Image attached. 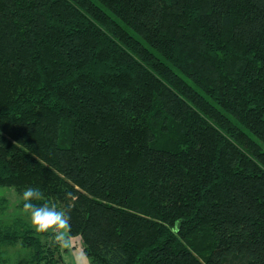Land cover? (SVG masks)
<instances>
[{"label": "trees", "instance_id": "trees-1", "mask_svg": "<svg viewBox=\"0 0 264 264\" xmlns=\"http://www.w3.org/2000/svg\"><path fill=\"white\" fill-rule=\"evenodd\" d=\"M0 187L89 264H264V0H0Z\"/></svg>", "mask_w": 264, "mask_h": 264}, {"label": "rangeland", "instance_id": "rangeland-1", "mask_svg": "<svg viewBox=\"0 0 264 264\" xmlns=\"http://www.w3.org/2000/svg\"><path fill=\"white\" fill-rule=\"evenodd\" d=\"M22 203V197L13 189L0 187V228L16 224L22 226V229L33 226L30 220V211L25 210L21 206ZM49 232L53 234L51 231ZM41 240L43 243L44 239ZM49 241L57 243L56 247L62 264H89L83 254L80 237L71 238L68 236L67 246L61 245V247L56 240L49 238ZM30 256V249L22 247L19 243L11 246L0 245V264H29Z\"/></svg>", "mask_w": 264, "mask_h": 264}, {"label": "clouds", "instance_id": "clouds-1", "mask_svg": "<svg viewBox=\"0 0 264 264\" xmlns=\"http://www.w3.org/2000/svg\"><path fill=\"white\" fill-rule=\"evenodd\" d=\"M42 195L40 189L36 187L25 188L22 192L23 208L30 211V220L36 231H51L58 243L67 246L71 226L66 210L47 201L33 202L40 200Z\"/></svg>", "mask_w": 264, "mask_h": 264}, {"label": "crops", "instance_id": "crops-1", "mask_svg": "<svg viewBox=\"0 0 264 264\" xmlns=\"http://www.w3.org/2000/svg\"><path fill=\"white\" fill-rule=\"evenodd\" d=\"M51 238L55 240L54 235H52ZM58 245L61 247V244L60 243Z\"/></svg>", "mask_w": 264, "mask_h": 264}]
</instances>
